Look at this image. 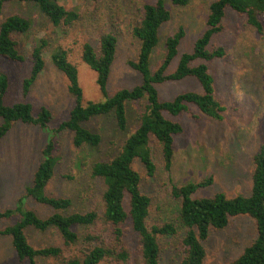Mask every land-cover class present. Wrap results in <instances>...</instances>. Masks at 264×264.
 Segmentation results:
<instances>
[{"label": "rangeland", "instance_id": "obj_1", "mask_svg": "<svg viewBox=\"0 0 264 264\" xmlns=\"http://www.w3.org/2000/svg\"><path fill=\"white\" fill-rule=\"evenodd\" d=\"M213 0H192L184 7H174L165 0L171 19L159 30V43L151 55L150 72L153 73L165 54V40L182 27L185 36L180 42L177 56L169 66L175 70L180 56L191 52L194 42L205 29L208 6ZM155 0H62L60 4L73 11L77 19L69 25L54 28L30 2L6 3L0 14V22L11 15H19L30 22L25 34H14L13 40L24 57L22 63L0 58V73L7 75L9 86L4 97L6 105L17 102L30 103L36 115L41 106L52 112V121L47 130L16 124L0 142V212L15 209L18 200L25 195L32 181L33 173L42 160L41 151L50 138L54 141L57 163L54 176L45 189L49 196L67 198L70 207L64 214L83 213L95 208L100 202L102 183L91 177L92 165L108 161L121 150L126 138L137 128L144 111L145 101L127 105L128 129L121 132L116 128L114 114L97 116L83 124V127L101 137L97 147L72 145L69 131L54 133L53 130L67 119L73 105L68 93L67 81L50 62L54 49L63 48L69 61L78 69L83 100L102 102L96 84L95 74L82 62L81 50L89 43L95 51L99 49V38L111 33L117 39L115 60L107 84L111 97L119 89H132L140 83V75L128 66L136 60L139 44L131 35V28L141 18L142 6ZM47 41L44 51L45 68L39 75L29 95L22 97V81L29 75L32 49L39 39ZM223 47L226 56L209 63V72L214 79L216 96L227 109L224 120L217 122L189 106V111L176 117L166 115L178 122L183 133L175 137L174 156L170 173L162 166L160 146L152 141L150 150L156 164V173L147 177L144 167L137 159L133 168L140 177L141 192L150 199L147 226H174L173 235L159 239L160 264H180L182 248L180 241L185 229L178 220L180 200L172 195L173 186L198 183L211 179L210 185L199 189L193 198L213 197L223 193L227 198L237 195L249 196L252 174V157L264 146V34H257L248 25L244 15L230 10L222 22V31L213 37L210 48ZM162 101H171L175 96L202 92L194 78L165 82L156 85ZM1 123V120H0ZM22 207L33 210L45 218L52 214L46 206L35 203L31 198L23 200ZM18 216L10 220L0 219V229L14 224ZM79 234L83 231L75 229ZM30 245L35 248L60 246L61 239L53 230L38 232L25 230ZM131 259L127 264H140L136 239L127 233ZM255 238L254 221L245 216L231 218L227 226L211 231L204 243L206 257L204 264H226L237 258ZM77 248L82 247L78 243ZM17 259L8 236L0 237V264H16ZM37 264H54L48 259H38Z\"/></svg>", "mask_w": 264, "mask_h": 264}, {"label": "trees", "instance_id": "obj_2", "mask_svg": "<svg viewBox=\"0 0 264 264\" xmlns=\"http://www.w3.org/2000/svg\"><path fill=\"white\" fill-rule=\"evenodd\" d=\"M24 1L34 4L54 28L72 24L77 19L75 12L66 10L60 4L62 0H0V14L6 3ZM191 1L170 0V3L174 7H184ZM227 10L244 15L248 25L257 34H264V0H213L208 6L205 29L194 42L191 52L182 54L175 70L168 72L185 36L184 29L180 27L166 38L162 62L151 73L149 62L159 43V30L170 21L171 14L166 8L165 0L144 4L139 22L131 28V35L139 44L137 57L127 63L140 75V83L132 89H119L111 97L108 95L107 84L115 60L117 39L111 33L101 34L98 51L89 43H84L81 60L95 74V84L104 98L102 102H84L77 67L69 61L63 48L54 49L50 62L65 77L73 105L67 119L53 132L69 131L73 147L94 148L100 144V135L83 127L92 118L113 113L116 128L126 132L127 105L144 100L145 106L137 128L126 138L120 152L108 161L92 165L91 177L102 183L103 190L99 204L87 212L64 214L71 201L46 194L45 189L54 176L58 160L54 154L53 138H50L41 151L42 160L33 173L25 195L18 200L17 207L0 212V219L4 220L18 216L14 224L0 229V237L8 236L11 239L16 264H37L38 259H48L54 264H127L131 259L127 233L136 239L140 264H160L159 239L165 235H173L175 228L170 224L147 226L150 199L141 192V177L134 170L133 163L138 159L146 176H154L156 164L150 144L155 141L161 148L163 169L170 173L175 137L183 133V128L166 115L176 117L188 112L189 106H192L210 119L217 122L224 120L227 109L216 96L214 79L208 65L213 60L226 56L223 47L210 48V43L222 31ZM29 28L30 22L19 15L8 16L0 22L1 59L18 63L24 61L13 35L25 34ZM46 47L47 41L43 38L37 40L32 49L30 73L21 86L24 99L45 68L43 56ZM185 78H194L202 92L182 93L171 101L160 99L156 85ZM8 86L7 75L0 73V142L18 123L47 130L52 121L51 110L41 106L34 115L30 103L6 105L4 97ZM252 167L249 196L227 198L223 193H217L213 197L193 198L195 192L211 184L210 178L172 187L173 197L180 200L179 224L185 229V235L180 241V264H204V243L211 231L224 229L231 218L239 216L254 221L255 238L237 258L226 264H264V146L253 155ZM26 198L50 208L52 214L41 218L33 210H25L22 204ZM27 228L38 232L53 229L58 233L61 245L35 248L28 242L25 234ZM75 229L83 232L79 234ZM78 243L82 247L77 248Z\"/></svg>", "mask_w": 264, "mask_h": 264}]
</instances>
